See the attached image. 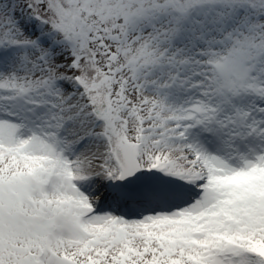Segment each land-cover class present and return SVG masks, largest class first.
I'll return each instance as SVG.
<instances>
[{
  "label": "snow or ice",
  "instance_id": "snow-or-ice-1",
  "mask_svg": "<svg viewBox=\"0 0 264 264\" xmlns=\"http://www.w3.org/2000/svg\"><path fill=\"white\" fill-rule=\"evenodd\" d=\"M0 264H264V0H0Z\"/></svg>",
  "mask_w": 264,
  "mask_h": 264
}]
</instances>
